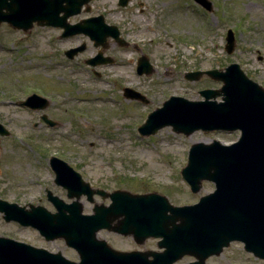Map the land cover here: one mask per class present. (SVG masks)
Segmentation results:
<instances>
[{
	"label": "rangeland",
	"instance_id": "374dc122",
	"mask_svg": "<svg viewBox=\"0 0 264 264\" xmlns=\"http://www.w3.org/2000/svg\"><path fill=\"white\" fill-rule=\"evenodd\" d=\"M207 12L193 0H91L90 11L68 19L102 15L105 22L118 28L128 43L119 46L108 40L104 56L112 64L86 66L98 51L83 35L59 37L61 30L36 27L23 33L0 25V123L9 131L0 136V199L19 206L40 205L54 211L45 190L65 202L66 191L53 183L46 167L50 156L67 162L92 187L107 192L157 193L175 206L190 205L213 191L211 182H203L192 193L182 180L180 170L187 161L192 144L218 140L230 144L239 133L195 131L190 135L174 133L170 127L154 135L141 137L137 128L148 113L169 96L190 101L202 100L199 91L219 88L220 83L207 76L189 81L185 74L222 69L239 64L252 81L264 89V0H208ZM231 29L235 48L225 52V36ZM84 43L85 51L69 60L64 52ZM145 55L152 66L150 75H137V59ZM98 75V76H97ZM123 88L145 95L149 102L123 97ZM35 93L50 101L43 110L17 105ZM41 115L55 122L49 127ZM96 203H108L95 196ZM85 213L92 205L81 198ZM0 237L60 252L71 261H79L75 250L62 239L45 241L32 228L6 223L0 215ZM97 238L122 251H157V240L147 239L138 246L130 237L106 230ZM192 258L184 257L175 264ZM208 264H264L232 243Z\"/></svg>",
	"mask_w": 264,
	"mask_h": 264
},
{
	"label": "water",
	"instance_id": "95a60500",
	"mask_svg": "<svg viewBox=\"0 0 264 264\" xmlns=\"http://www.w3.org/2000/svg\"><path fill=\"white\" fill-rule=\"evenodd\" d=\"M89 1L0 0V24L6 22L25 32L35 22L39 26L62 28L61 37L84 34L96 47L105 48L107 37L123 45L118 29L106 25L102 16L68 23V18L79 14ZM126 1L120 0L119 4L124 6ZM195 1L210 10L206 0ZM226 41L225 50L230 54L234 49L231 31L227 32ZM83 49L84 45L66 55L73 58ZM111 62L102 57V52L87 61L92 66ZM137 70L139 74L151 73L145 57L138 60ZM202 74L222 82L221 88L200 91L203 101L169 97L162 107L148 114L138 132L148 136L166 126L185 135L197 130H239V139L231 145L218 141L196 143L189 150L187 164L181 170L182 178L193 193L200 190L202 181H211L215 186L213 192L200 197L196 204L181 207L171 205L157 193L132 194L123 190L107 193L91 189L66 163L51 158L56 184L67 190L68 198L76 200L65 204L48 191L47 198L55 213L40 206L30 205L26 209L3 200H0V213L6 222L37 229L47 241L62 238L68 247L76 250L80 262L0 237V264H173L186 255L195 258L190 264H205L209 256L219 255L235 241L243 243L246 252L264 260V90L249 80L237 64H230L224 70L188 73L185 77L193 81ZM124 96L140 97L129 88L124 89ZM217 97L221 98L219 102ZM24 104L35 109L47 106L36 96L29 97ZM43 120L52 124L45 117ZM0 134H8L1 125ZM94 194L108 198L110 203L95 204L91 214H82L78 199L86 195L93 202ZM102 229L131 236L137 245L148 238H158L157 248L161 251L115 250L96 238Z\"/></svg>",
	"mask_w": 264,
	"mask_h": 264
}]
</instances>
